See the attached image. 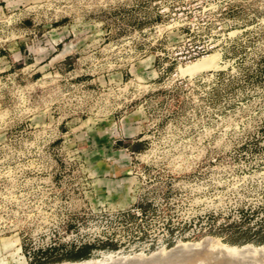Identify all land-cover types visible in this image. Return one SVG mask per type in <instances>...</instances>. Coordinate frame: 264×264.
<instances>
[{"label":"rangeland","instance_id":"rangeland-1","mask_svg":"<svg viewBox=\"0 0 264 264\" xmlns=\"http://www.w3.org/2000/svg\"><path fill=\"white\" fill-rule=\"evenodd\" d=\"M245 208L264 224V0H0V264H264L206 230Z\"/></svg>","mask_w":264,"mask_h":264},{"label":"trees","instance_id":"trees-1","mask_svg":"<svg viewBox=\"0 0 264 264\" xmlns=\"http://www.w3.org/2000/svg\"><path fill=\"white\" fill-rule=\"evenodd\" d=\"M137 209L131 210V208H124L117 212L118 215L122 216L124 219H133L138 214L146 213V211L152 206V201L148 198H142L136 202ZM254 209H240L239 214L236 219L231 218L223 221H218L216 225L213 226V222H209V226L206 230L210 233L220 234L223 239L229 241H246L250 239L262 241L264 240V226L263 221L259 218L254 219L250 224L248 223L249 216H253ZM208 221L209 217H214L211 214L207 215ZM211 219V218H210ZM70 224V222H69ZM186 225V222L183 223ZM182 224L174 225L181 227ZM253 227V228H252ZM115 245V241L110 242ZM94 242H80V243H53L48 244L44 248H39L33 252L32 257L27 262V264H47L55 261L61 260H80L87 258L90 255L91 248Z\"/></svg>","mask_w":264,"mask_h":264},{"label":"bare ground","instance_id":"bare-ground-1","mask_svg":"<svg viewBox=\"0 0 264 264\" xmlns=\"http://www.w3.org/2000/svg\"><path fill=\"white\" fill-rule=\"evenodd\" d=\"M208 58H209V57H205V58L199 59L198 61L193 62V63H190V64H188V65H186L185 67L180 68V69H181L182 72H191V71H193V70H195L196 68H199V67H203V66H206V67H207V65H205V64H206V61H207ZM208 66H209V65H208ZM206 240H207V242H208V240H212V239H206ZM204 241H205V240H204ZM204 241H203V242H204ZM200 244H201V243H200ZM204 244H205V243H204ZM208 244L210 245L211 242L209 241ZM214 244H215V243H214ZM214 244H213V245H214ZM206 245H207V243H206ZM206 245H205V246H206ZM209 245H208V247L206 246L207 250H210V249H209L210 247H211V249H212V248L214 249L213 245H212V246L210 245V247H209ZM199 246H200V245H199ZM201 246H202V245H201ZM193 247H194V246H193ZM196 247H198V246H196ZM202 247H203V246H202ZM216 247H217V246H216ZM218 247L220 248L219 245H218ZM221 247H222V246H221ZM182 248H183V247H182ZM194 248H195V247H194ZM199 248H200V247H198V250H197V251L200 252L201 249H199ZM206 248H205V249H206ZM176 249H177V248H176ZM203 249H204V247H203ZM203 249L201 250V253L203 252ZM215 249H216L215 251L210 250L211 253H212V252H213V253L215 252L214 254H211V253L209 252V253L211 254V255H210V254L208 253V251L205 250L206 253L203 252L202 255L204 254L203 256H206V254L208 253L207 255H210V257H211L212 260H213V259L216 260V257H218V258H220V257H221V258H224V256H219V255H223L224 253H225V254H230V255H232V252H233L234 257L237 258V255H238V254H239V255L242 254L243 256L246 257V255L248 254L249 251L254 250V251L258 252V253H263L262 256H264V247L255 248V247L244 246V247L239 248V249H237V250H235V251H232L231 253H230V252L228 253L227 250L229 251V249L226 250V248H221V249H220V250H221L220 252H219V250H218L217 248H215ZM174 250H175V249H174ZM194 250H195V249H194ZM217 250H218V253H216ZM225 250H226V251H225ZM232 250H233V249H232ZM254 251H252V252H254ZM193 252H194V251H193ZM199 252H198V253H199ZM201 253H200V254H201ZM215 254H219V255L216 256ZM225 254H224V255H225ZM235 255H236V256H235ZM249 255H252V254L249 253ZM249 255H247V256H249ZM212 256H215V258H214V257L212 258ZM232 256H233V255H232ZM232 256H231L230 258H229V256H228V258H229L228 263L230 262V263L232 264V262H233V263L235 264L234 261H232V262L230 261V259H232ZM205 258H206V257H205ZM260 258H261V257H259V259H258L257 257H256V259L254 258V260H256V263H257L258 261H260V260H262V261L264 260V258H263V259H260ZM207 259H209V256H208ZM211 259H210V260H211ZM250 259L253 260V258H249V260H250ZM210 260H208V261H210ZM224 260H225V258H224ZM226 260H227V259H226ZM226 260H225V263H226ZM247 260H248V259H247ZM122 261H123V260H122ZM122 261H121V262H122ZM125 261H126V259H125ZM202 261H203V260H202ZM204 261L207 262V260H205V259H204ZM204 261H203V262H204ZM114 262H115V263H114ZM114 262H111L110 264H112V263H113V264H119V263H120V262H118V261H117V262L114 261ZM203 262H201V263H203ZM240 262H241V261H240ZM122 263L124 264V262H122ZM122 263H120V264H122ZM126 263H128V261H126L125 264H126ZM204 263H205V262H204ZM225 263H224V264H225ZM230 263H229V264H230ZM241 263H242V262H241ZM241 263L238 262V264H241ZM243 263H244V262H243ZM243 263H242V264H243ZM68 264H72V263H68ZM221 264H223V263H221ZM245 264H248V263H245Z\"/></svg>","mask_w":264,"mask_h":264},{"label":"water","instance_id":"water-1","mask_svg":"<svg viewBox=\"0 0 264 264\" xmlns=\"http://www.w3.org/2000/svg\"><path fill=\"white\" fill-rule=\"evenodd\" d=\"M182 254H183L182 251H178L177 253L164 256L161 258V260H157L155 263H151V264H157V263H160V264H179L180 263V257H178V256L179 255L181 256ZM191 256L194 257V256H197V254L196 255L191 254L190 256L184 257V259L186 261H190ZM187 259H189V260H187ZM135 262H136L135 264L140 263V262L144 264L143 260H139V261L137 260Z\"/></svg>","mask_w":264,"mask_h":264}]
</instances>
